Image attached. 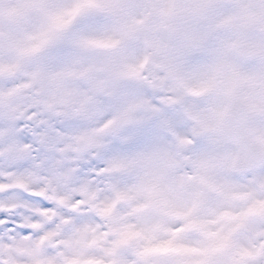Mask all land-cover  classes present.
<instances>
[{
	"label": "snow or ice",
	"instance_id": "1",
	"mask_svg": "<svg viewBox=\"0 0 264 264\" xmlns=\"http://www.w3.org/2000/svg\"><path fill=\"white\" fill-rule=\"evenodd\" d=\"M129 9L138 5L128 4ZM49 37L24 69L0 79V242L39 238L62 220L88 219V198L107 195L108 175L119 158L160 139L162 126L185 127L178 90L153 86L139 38L120 39L103 0H47ZM111 36L115 51L91 47ZM150 73L152 75H150ZM73 77L69 80L68 77ZM88 141H92L88 143ZM264 229V223L259 225ZM34 229H38L34 231ZM258 241L244 264H264Z\"/></svg>",
	"mask_w": 264,
	"mask_h": 264
},
{
	"label": "rangeland",
	"instance_id": "2",
	"mask_svg": "<svg viewBox=\"0 0 264 264\" xmlns=\"http://www.w3.org/2000/svg\"><path fill=\"white\" fill-rule=\"evenodd\" d=\"M114 1L103 0V3H113ZM125 1L127 4L138 5V7L134 9L126 7L118 13L119 21L115 33L122 40L129 39L125 35L138 37L141 48L147 49V55H151V53L155 55L161 47V41L174 43L175 38L178 37L186 36L188 39L202 37L198 40L200 43L205 42L212 35L215 37L216 34L219 45H224L228 49L227 52L234 62L233 69L236 70L240 67L235 43L238 41L237 37L239 38L238 35H240L243 24H239L240 22L224 23L222 21H224L223 16H229L235 11L242 12L243 6L250 3L249 0H215L219 3L216 4L217 7L215 6L212 17L202 16L200 11L204 2L208 5L213 3V0H157L155 10L149 12H147V5L142 3L144 0ZM45 3L47 0H34L36 10L41 13L40 16L37 15L36 20H44L39 28H47L48 24L61 25L64 20L63 17L58 16L50 19L44 13L43 5ZM230 5L232 7L237 5L238 10L233 9ZM145 23L149 27H144ZM209 28H212L214 34L208 30ZM176 29L180 35L174 32ZM161 30L165 31L162 33ZM43 35H49L48 31ZM99 44H112L117 47L118 41L109 36L91 42V47L99 49L97 47ZM248 44L258 52L264 51V41H260L258 38L257 42L249 39ZM183 49L184 58L178 63H171L169 67H163L157 57L153 62L150 59L145 60L147 55L141 53L143 65L145 68L150 67L153 73H161V75L150 73L153 86L167 93L172 92L173 88L179 92V84H185L186 89L193 88L195 95L201 99L208 93V91L203 92L205 88L213 89L214 85L217 86L210 61L207 60L208 55L205 58L207 51L203 44L196 45L195 41ZM215 54L219 55L220 53L215 52ZM140 71H144V68H141ZM263 71L264 66L262 65L256 72H247L248 81L251 85L257 82L259 73ZM219 77L222 78L221 75ZM226 78L231 80L228 73H223L225 82L221 83L220 79V86H218L222 88L223 100L226 98V101H229L230 97L235 94L236 86L234 87V83L237 82V79L235 81L233 79L229 85L226 83ZM237 78L239 79V77ZM68 79L71 80L73 77L70 76ZM169 83L173 85V88H164V85ZM261 83H264V75ZM170 99L172 98L169 97L168 100ZM224 104L225 102L222 105ZM253 107L255 110H259L261 106L256 108L254 105ZM184 110L195 116L198 122L209 115L210 110L212 115L215 113L214 120L222 112L220 109L214 108L207 111L203 110L193 102L185 105ZM253 128L260 130L258 124L254 125ZM174 129L180 136L177 128L174 127ZM209 130L211 131L210 135L214 136L207 137V142H187L191 145L185 143V146L183 144L179 148L178 155L182 159L179 160L178 164L173 152L164 149L159 140L153 145H148L128 154L129 158L136 157L144 160L145 157L144 168L151 170L155 167L154 163H159L157 160L159 152H164L163 161L166 165L170 164L172 169L176 167L164 183L166 191L157 190L149 194L141 190L138 193L135 188L133 191L122 189V186L117 187V184L125 179L127 171L124 176H119L117 175V166L107 170L108 175L113 179L106 182L105 187L106 189L113 188L112 191L105 195V199L104 197L98 199L100 194L96 192L87 201H82L88 205L86 212L91 214L90 210L93 209L94 211L93 217L87 214L90 220L88 222L89 228H87L88 234L75 229L74 224L72 231L68 232L71 236H68L64 231H61L63 222L67 224L68 221L62 220L63 222L53 230L43 234L55 242L54 248L57 247L55 253L52 247L50 253L48 251V254L44 256L40 254L39 256L40 251L33 245L36 263L64 264V261L60 260V257H64L68 263L74 262L75 264L74 260H81L79 263L85 262L86 264H204L207 257L229 246L236 248L233 255L235 259H238V256L245 259L251 254L244 245L238 243L237 237L249 231H251L253 241H258L259 246L256 251L259 248H264V232H262L264 230L259 227L261 223L257 225L256 222L246 220L247 230L243 227L242 215L244 209L248 207L264 209V200L261 198L260 190L257 188V192L253 193V196L258 199L257 202H249L240 209H236L235 212L233 211L228 203H233L236 200L239 202L241 192H244L243 190L251 185L253 178L247 179V182H242L232 176L230 172V164L232 163H229L228 157H224L230 152L234 158L232 147L222 140L218 132L215 135L212 134L211 128ZM190 132L191 128L187 130L185 142L188 141ZM261 175L264 176L262 172ZM117 198L122 199V205H119ZM127 198L128 204L126 203ZM124 204L125 206L122 207ZM116 209L123 212L119 213ZM79 214L84 215L85 212ZM250 225L252 226L251 229L249 228ZM258 232L263 234L257 237L256 233ZM41 237L37 238L38 241ZM8 239L14 240L15 238L8 237ZM20 240L23 245L24 237H20ZM83 241L87 243V246L76 253L72 247ZM122 242L129 243L132 250L126 256L117 257L116 251ZM30 252L31 248L29 249ZM29 259L33 261L31 258ZM26 260L29 262L28 259ZM14 261L16 264H21L17 262V257L14 254L3 258L1 262L13 263ZM29 263L34 264V262ZM29 263L26 262V264Z\"/></svg>",
	"mask_w": 264,
	"mask_h": 264
},
{
	"label": "clouds",
	"instance_id": "3",
	"mask_svg": "<svg viewBox=\"0 0 264 264\" xmlns=\"http://www.w3.org/2000/svg\"><path fill=\"white\" fill-rule=\"evenodd\" d=\"M196 103L201 109L206 111L213 108L219 110L223 104L221 89L217 87L209 90L207 95L196 101ZM259 128L261 133L264 134V119L260 121ZM249 228L251 229L252 226L250 225ZM237 240L239 244H242L247 248L253 242L251 231L238 236ZM235 251V247L229 246L228 248H225L207 257V259L204 261V264H235L234 260L232 259Z\"/></svg>",
	"mask_w": 264,
	"mask_h": 264
},
{
	"label": "bare ground",
	"instance_id": "4",
	"mask_svg": "<svg viewBox=\"0 0 264 264\" xmlns=\"http://www.w3.org/2000/svg\"><path fill=\"white\" fill-rule=\"evenodd\" d=\"M128 2L131 1V0H127ZM134 1H139V0H134ZM143 5H147V12L149 11H154L155 10V7H156V0H144L142 1ZM109 11V14L113 17L114 21H115V29L118 27V21H119V15L118 13L120 11H122L123 9L126 8V5L127 2L125 0H115L113 3L111 2H105L104 3ZM213 4V3H212ZM211 11V9H209V12ZM209 12H207V10H205L203 13L208 15L210 14ZM164 32V30H162ZM196 42L198 40H195ZM161 45V43H160ZM215 47V45L210 48L213 49ZM161 50L163 51V54H164V57L162 58V62H165L166 59L168 58V52L167 51H170V52H173V58L174 56L178 55L183 49L180 47V41H178V43L174 44L173 46L171 45V47L166 50V49H162ZM219 62H220V65L222 67H224L226 64H227V60L225 58H219ZM185 127L181 128V131L182 133L184 134L186 129L188 128V124L182 119ZM119 162H125V160H119ZM177 164H178V160H177ZM170 172L168 171V169L166 168H162L161 169V178H164L165 176L169 175ZM32 241L31 237H25V243L24 245H28L30 242ZM87 246V243H85L84 245H79V248H82V247H85Z\"/></svg>",
	"mask_w": 264,
	"mask_h": 264
}]
</instances>
